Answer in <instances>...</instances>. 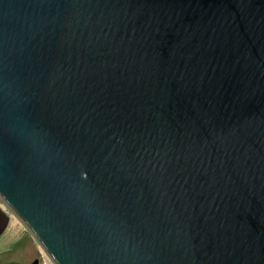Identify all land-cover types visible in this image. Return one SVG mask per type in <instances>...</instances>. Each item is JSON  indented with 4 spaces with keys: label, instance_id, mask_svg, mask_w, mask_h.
I'll use <instances>...</instances> for the list:
<instances>
[{
    "label": "water",
    "instance_id": "obj_1",
    "mask_svg": "<svg viewBox=\"0 0 264 264\" xmlns=\"http://www.w3.org/2000/svg\"><path fill=\"white\" fill-rule=\"evenodd\" d=\"M0 200L54 264H264V0H0Z\"/></svg>",
    "mask_w": 264,
    "mask_h": 264
},
{
    "label": "rangeland",
    "instance_id": "obj_2",
    "mask_svg": "<svg viewBox=\"0 0 264 264\" xmlns=\"http://www.w3.org/2000/svg\"><path fill=\"white\" fill-rule=\"evenodd\" d=\"M1 208L9 215V224L0 235V264H54L29 229L9 212L0 200Z\"/></svg>",
    "mask_w": 264,
    "mask_h": 264
},
{
    "label": "bare ground",
    "instance_id": "obj_3",
    "mask_svg": "<svg viewBox=\"0 0 264 264\" xmlns=\"http://www.w3.org/2000/svg\"><path fill=\"white\" fill-rule=\"evenodd\" d=\"M7 208V207H6ZM10 212V211H9Z\"/></svg>",
    "mask_w": 264,
    "mask_h": 264
}]
</instances>
